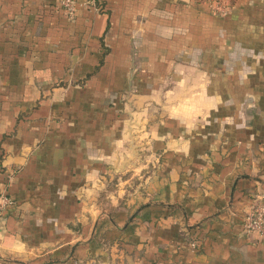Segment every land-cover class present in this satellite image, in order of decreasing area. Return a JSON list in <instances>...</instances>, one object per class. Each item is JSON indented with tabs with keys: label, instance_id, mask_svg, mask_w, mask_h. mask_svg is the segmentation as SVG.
<instances>
[{
	"label": "crops",
	"instance_id": "1",
	"mask_svg": "<svg viewBox=\"0 0 264 264\" xmlns=\"http://www.w3.org/2000/svg\"><path fill=\"white\" fill-rule=\"evenodd\" d=\"M0 0V264H264V0Z\"/></svg>",
	"mask_w": 264,
	"mask_h": 264
},
{
	"label": "built area",
	"instance_id": "2",
	"mask_svg": "<svg viewBox=\"0 0 264 264\" xmlns=\"http://www.w3.org/2000/svg\"><path fill=\"white\" fill-rule=\"evenodd\" d=\"M223 0H219L218 4L212 6V12L219 15H226L230 12L231 6L229 4L220 5ZM89 3L96 5L97 0H88ZM224 2V1H223ZM77 0H61L60 6L67 12L72 18L75 16L77 6ZM13 203V199L6 193H0V217L9 205ZM243 229L248 233H256L261 237H264V191L258 192L253 200L250 210L245 216L243 223Z\"/></svg>",
	"mask_w": 264,
	"mask_h": 264
},
{
	"label": "rangeland",
	"instance_id": "3",
	"mask_svg": "<svg viewBox=\"0 0 264 264\" xmlns=\"http://www.w3.org/2000/svg\"><path fill=\"white\" fill-rule=\"evenodd\" d=\"M203 1L207 2L209 8H210L211 11H212V6L218 4V1H219V0H203ZM223 1H224V2H223ZM223 1H220V2H221L220 5L230 4V3H229L230 0H223Z\"/></svg>",
	"mask_w": 264,
	"mask_h": 264
},
{
	"label": "trees",
	"instance_id": "4",
	"mask_svg": "<svg viewBox=\"0 0 264 264\" xmlns=\"http://www.w3.org/2000/svg\"><path fill=\"white\" fill-rule=\"evenodd\" d=\"M235 1H236V0H230V1H229V3H230L229 5L232 6V5L235 3Z\"/></svg>",
	"mask_w": 264,
	"mask_h": 264
}]
</instances>
